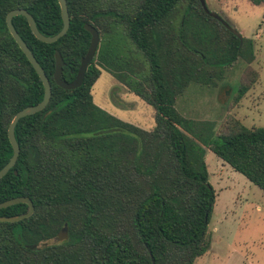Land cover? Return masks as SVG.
<instances>
[{
	"label": "trees",
	"instance_id": "obj_1",
	"mask_svg": "<svg viewBox=\"0 0 264 264\" xmlns=\"http://www.w3.org/2000/svg\"><path fill=\"white\" fill-rule=\"evenodd\" d=\"M65 1L69 28L52 44L37 40L22 16L12 19L49 79L51 97L15 126L19 155L0 179V203L26 197L34 211L0 222V264H195L211 245L215 203L205 148L264 193V128L226 121L205 134L175 102L190 84L214 86L238 59L251 62V41L240 43L199 0ZM15 9L26 10L45 36L62 28L56 0H0V169L13 153L12 118L43 98L38 75L6 26ZM84 25L98 33L95 55L82 85L64 90L53 80L55 52L61 79L72 82L90 44ZM101 70L154 109L152 130L93 103ZM247 71L236 101L257 79ZM27 209L2 208L0 217Z\"/></svg>",
	"mask_w": 264,
	"mask_h": 264
},
{
	"label": "rangeland",
	"instance_id": "obj_2",
	"mask_svg": "<svg viewBox=\"0 0 264 264\" xmlns=\"http://www.w3.org/2000/svg\"><path fill=\"white\" fill-rule=\"evenodd\" d=\"M205 2L208 10L235 28L242 39L251 41L253 59H238L214 86L190 84L177 97L175 108L205 134L213 128L216 133L226 121L249 129L264 128V5L254 6L248 0ZM248 69L257 79L236 101L239 82ZM91 94L93 103L110 115L146 131L153 129L154 109L109 73L101 70ZM204 161L215 203L208 223L211 245L195 264H264V193L208 148Z\"/></svg>",
	"mask_w": 264,
	"mask_h": 264
},
{
	"label": "water",
	"instance_id": "obj_3",
	"mask_svg": "<svg viewBox=\"0 0 264 264\" xmlns=\"http://www.w3.org/2000/svg\"><path fill=\"white\" fill-rule=\"evenodd\" d=\"M56 1H57L58 6H59V10H60V16H61V20H62V28L54 36H45V35L41 34L36 27V24H35L33 17L24 9L11 10L10 12H8V14L6 15V18H5L6 26H7V29L9 31L10 35L12 36L13 40L15 41V43L17 44L19 49L25 55L26 59L31 64L32 68L34 69V71L36 72V74L38 75V77L42 83L43 98L38 104H36L34 106H27V107L23 108L22 110L18 111L14 115V117L12 118V120L8 126V129H7V137H8L9 143L12 147L13 153H12L10 160L7 162V164L0 169V179L2 177H4L9 172V170L15 165L17 158H18V155H19V146L16 142L15 134H14V130H15V126H16L17 122L26 116L38 113V112L42 111L43 109H45L49 100H50V97H51L50 81L46 77L43 69L40 67V65L36 61L34 55L31 53V51L29 50L27 45L24 43V41L20 38V36L16 32V30L14 29V27L12 25V19L14 17H17V16H22L27 21V24H28L32 34L34 35V37L37 40H39L43 43H46V44H52V43L56 42L57 40H59L67 32V30L69 28V24H70V18L68 15L66 1L65 0H56ZM199 2L201 4L203 11L209 17H211L215 20H218L235 37H237L239 39L240 43H242V37H241L240 33L235 28L230 27L215 12L209 11L207 6H206L205 0H199ZM84 29L91 35L90 44H89V47L87 49L85 56L83 58H81V60H80V65H79L76 77L72 82L68 83V82H65L61 79L63 61H62L60 54L58 52H55V70L53 73V80L58 87H60L64 90H73V89H76L82 85L86 68L95 55V51H96L98 41H99L98 33L96 32V30H94L89 25H84ZM16 204H26L27 208H28L26 213L19 215V216H15V217H0V222L13 223V222H17V221H20L22 219L28 218L32 215V213L34 211V207H33L32 202L30 201V199H28L26 197H16V198H12L10 200H7L5 202H2V203H0V209L7 208V207H10V206H13ZM63 231H65V229Z\"/></svg>",
	"mask_w": 264,
	"mask_h": 264
}]
</instances>
